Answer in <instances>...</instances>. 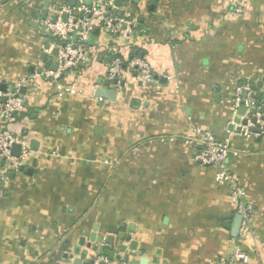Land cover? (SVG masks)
Listing matches in <instances>:
<instances>
[{
	"label": "crops",
	"instance_id": "1",
	"mask_svg": "<svg viewBox=\"0 0 264 264\" xmlns=\"http://www.w3.org/2000/svg\"><path fill=\"white\" fill-rule=\"evenodd\" d=\"M73 1L83 2L0 0V84L27 89L10 130L29 145L25 170L0 181V264H85L87 245L105 246L93 235L130 236L151 264H218L234 246L264 264V112L254 136L234 123L242 83L264 100V0H125L133 47L98 29L72 74L38 79L58 67L45 22ZM132 48L152 81L131 73L121 87L109 69ZM99 81L118 91L115 102L96 96ZM198 131L228 144L227 166L253 207L238 238L229 188L195 162Z\"/></svg>",
	"mask_w": 264,
	"mask_h": 264
},
{
	"label": "built area",
	"instance_id": "2",
	"mask_svg": "<svg viewBox=\"0 0 264 264\" xmlns=\"http://www.w3.org/2000/svg\"><path fill=\"white\" fill-rule=\"evenodd\" d=\"M108 7V5L101 3L87 7L81 1L78 8L62 7L59 12L61 17H58L56 22L51 20L45 22V27L52 39L55 40V48L58 50V69L57 71H45L38 74V79L58 82L65 75L72 74L86 59L88 42L98 29H107L125 44L131 43L137 26L136 18L126 14L127 10L123 11L124 17L118 18V15L110 13ZM236 13L241 14L243 10L237 9ZM66 15H68L67 21L62 19ZM124 62L127 66H124ZM131 73H134L141 83L145 84L152 81L151 67L143 58L133 57L127 60L120 54L116 55L109 69V79L121 82L127 74ZM32 82H34L33 79H29L25 81V85ZM21 88L23 85L18 84L7 93L0 92V181L2 182L8 181V172L18 173L20 171L25 165L29 152L28 142L10 130L15 119L25 112L24 100L19 98ZM66 91L73 94L78 92L74 88H66ZM244 92L247 93L245 99L242 97ZM4 98L6 99L5 103L2 102ZM241 107L246 109L245 116L241 118L246 120V124L239 125L240 132L247 137L254 136L253 129L261 124L263 117L258 111L256 93L249 85H241L237 88L234 103L235 115ZM254 119H257L256 123H254ZM193 138L199 147L195 162L200 166L216 169V182L229 188L233 200L238 205V215L243 218L242 225L246 227L254 210L252 205L245 203V192L227 166L230 153L228 144L219 142L209 132L198 131ZM15 144L22 146L20 156H15L12 153ZM102 260L108 262L105 258ZM235 263H250V256L240 246H234L230 255L222 258L218 264Z\"/></svg>",
	"mask_w": 264,
	"mask_h": 264
},
{
	"label": "water",
	"instance_id": "3",
	"mask_svg": "<svg viewBox=\"0 0 264 264\" xmlns=\"http://www.w3.org/2000/svg\"><path fill=\"white\" fill-rule=\"evenodd\" d=\"M9 0H3V4H5ZM96 3L99 4V0ZM139 1V0H138ZM125 3V0H115L113 5L109 6L108 9L114 14L118 15L119 17H122L123 13H119V10L123 7ZM77 3L72 2L70 3V7H75ZM94 4V0H83V5L87 7H92ZM124 11V9H122ZM58 11H60V8H58ZM77 14V13H75ZM58 17L55 18L54 22H56ZM68 15L64 17V20L67 21ZM97 33V30L95 31V34ZM49 49V47H47ZM53 55L55 57H58V50L56 49L53 52ZM44 57V56H43ZM48 63H51V61H48ZM58 67L57 65H52V70L57 71ZM115 84H118V81L114 82ZM124 82H121V87L124 86ZM111 82L105 81L103 84L101 81L98 82V89L96 91V96L101 99H107L109 101L115 102L117 100L118 91L110 89ZM261 84L257 85V89H261ZM27 89L25 87L21 88L19 98L23 99L26 94ZM0 92L1 93H7L8 87L5 84H0ZM242 97L245 99L247 97V93L244 92ZM256 100L258 102H264L263 100V94L258 92L256 94ZM2 102L5 103L6 99H2ZM260 104L258 103V106ZM259 108V107H258ZM246 109L245 107H241L237 111V118L234 119V123L239 125H245L246 120H241L240 118L245 116ZM264 110L260 109L259 113H263ZM254 123L257 122V119L253 120ZM230 130H234V127L231 126ZM238 132H240V128L237 129ZM22 152V146L15 144L12 148V153L15 156H20ZM25 170L24 167L21 168V172ZM243 218L240 215H236L234 217L233 222H231L230 229L232 233L233 238H238L242 226ZM92 242L91 243H104L105 246L108 247L109 253L107 255L105 254V246H98V245H87V250L83 252V257L86 258L85 264H151V261L149 258H146L144 256L145 252L143 250H139V244L136 241H131V237L127 236L124 237L123 235H120L118 240H115L114 237L110 236L107 238H104L103 236L96 238L95 235L92 236ZM83 243V242H82ZM90 252H93L95 255L90 256ZM104 256H107V261H101L100 258H103ZM81 260H78L76 264H81Z\"/></svg>",
	"mask_w": 264,
	"mask_h": 264
},
{
	"label": "trees",
	"instance_id": "4",
	"mask_svg": "<svg viewBox=\"0 0 264 264\" xmlns=\"http://www.w3.org/2000/svg\"><path fill=\"white\" fill-rule=\"evenodd\" d=\"M108 9V8H107ZM109 10V9H108ZM110 11V10H109ZM110 13L112 14V12L110 11ZM136 14V11H134L133 10V15H135ZM125 16V14L123 13V15H122V17H124ZM118 18H121V17H119L118 16ZM130 46H132L133 47V43H131V45ZM119 55V54H118ZM121 57H123V58H126V57H124V56H122L121 55ZM133 57H140V51H138V50H136L135 48H132L131 49V54H130V56H129V58H126L127 60H130V59H132ZM125 64H124V66H127V64H126V62H124ZM241 85H249L251 88H254V85H252V84H250V83H242ZM258 103L259 104H261V102H258L257 101V106H258ZM260 106V105H259ZM258 106V107H259ZM22 116V115H21ZM20 116V117H21ZM19 118V117H18ZM18 118H16V119H18Z\"/></svg>",
	"mask_w": 264,
	"mask_h": 264
}]
</instances>
